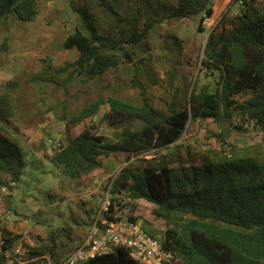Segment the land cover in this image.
Listing matches in <instances>:
<instances>
[{
  "label": "rangeland",
  "instance_id": "1",
  "mask_svg": "<svg viewBox=\"0 0 264 264\" xmlns=\"http://www.w3.org/2000/svg\"><path fill=\"white\" fill-rule=\"evenodd\" d=\"M175 5L176 0H38L39 15L35 21L0 20V45L7 41L9 46L0 55V93H11L15 111L9 123L1 119L0 123L26 155L21 183L12 193L8 188L0 191V241H6L10 235L20 237L14 245H22V264H56L49 254L32 258L40 246L33 237L46 239L50 234L59 239L57 253L66 255L61 263L65 264L74 249L87 239L91 221L97 219L103 203L111 199L108 186L128 166L192 167L200 165L205 157L214 163L242 160L264 164V130L245 126V132L232 130L223 142L219 135L224 128L211 119H191L174 145L139 156L116 154L102 169L79 180L66 178L47 159L54 155L65 136L76 137L88 128L115 140L118 130L102 122L108 106H102L101 113L94 117L72 123L100 100L120 99L139 106L143 87L152 105L168 113L175 102L179 110L190 109L193 95L217 89L218 73L201 65L208 37L224 15L235 16L243 4L240 0H211L210 8L215 14L205 22H201L204 14L169 19ZM258 8L264 12V0H258ZM84 9L102 31L121 20L127 26L137 24L140 30L150 24L144 40L132 48L133 63L125 62L102 78L78 74L70 77L73 70L59 71L78 58L77 51L65 50L63 43L77 29L80 11ZM135 82L140 87H134ZM121 207L115 206L114 217L128 221L137 211L153 223L158 231L157 240L166 231V223L154 215V205L138 200ZM33 227L38 230L26 229ZM64 228L72 233L71 241L62 236ZM0 264L8 263L3 260ZM10 264L20 263L15 258Z\"/></svg>",
  "mask_w": 264,
  "mask_h": 264
},
{
  "label": "trees",
  "instance_id": "2",
  "mask_svg": "<svg viewBox=\"0 0 264 264\" xmlns=\"http://www.w3.org/2000/svg\"><path fill=\"white\" fill-rule=\"evenodd\" d=\"M240 1H243L241 12L232 17L224 15L206 44L201 65L218 73L216 90L193 95L190 109L179 110L175 102L166 113L156 109L147 91L135 82L134 87L141 88V105L120 99L100 100L72 120L73 124H79L100 114L102 106H108L102 122L118 130L115 140L88 128L76 137L65 136L54 155L47 159L66 178L79 180L102 169L116 154L139 156L174 145L191 119H211L222 126L219 138L223 142L232 130L245 132V126L264 130V12L259 10L258 0ZM210 3L211 0H176L168 18L189 19L204 14L201 22H205L214 16ZM38 15V0H0V20L13 18L31 23ZM119 22L102 31L92 14L81 10L77 29L63 43L65 50L77 51L78 58L59 71L73 70L70 77L78 74L102 78L125 62L133 63L132 48L144 40L150 24L140 30L137 24L131 27L122 20ZM8 50V43L4 41L0 55ZM14 116L13 97L6 90L0 93V119L9 123ZM25 156L23 148L8 136L0 123V191L8 188L12 193L21 183L26 169ZM108 187L110 221L120 219L113 215L116 205L121 207L144 200L155 206V217L167 226L159 238L160 246L175 255L174 264H264V164L242 160L214 163L205 157L200 165L192 167L128 166ZM128 222L141 223L147 234L158 238L153 223L137 211ZM62 234L71 241L70 230L64 228ZM19 238L10 235L5 239L6 247L11 248ZM33 239L40 246L32 258L49 254L56 264L65 261L66 255L57 253L59 239L54 234L46 239L40 236ZM82 264L138 263L128 252L119 249Z\"/></svg>",
  "mask_w": 264,
  "mask_h": 264
},
{
  "label": "built area",
  "instance_id": "3",
  "mask_svg": "<svg viewBox=\"0 0 264 264\" xmlns=\"http://www.w3.org/2000/svg\"><path fill=\"white\" fill-rule=\"evenodd\" d=\"M240 3L243 4V1ZM110 211L111 199H107L87 239L80 248L74 251L66 264H82L97 257L111 255L119 249L128 252L138 264H174L177 262L175 255L163 250L160 241L147 234L141 223H131L121 219L110 221L108 219ZM21 256H23L22 245L7 248L6 241H0V262L4 260L10 264L16 258L17 262L22 264Z\"/></svg>",
  "mask_w": 264,
  "mask_h": 264
},
{
  "label": "crops",
  "instance_id": "4",
  "mask_svg": "<svg viewBox=\"0 0 264 264\" xmlns=\"http://www.w3.org/2000/svg\"><path fill=\"white\" fill-rule=\"evenodd\" d=\"M215 14V13H214ZM37 227H33V228H26L27 231H33L36 232L38 229H36Z\"/></svg>",
  "mask_w": 264,
  "mask_h": 264
}]
</instances>
